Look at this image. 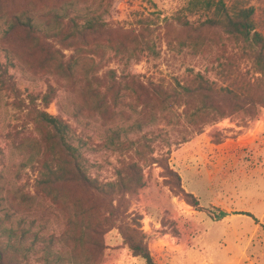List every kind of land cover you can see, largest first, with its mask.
Wrapping results in <instances>:
<instances>
[{"label": "rangeland", "instance_id": "obj_1", "mask_svg": "<svg viewBox=\"0 0 264 264\" xmlns=\"http://www.w3.org/2000/svg\"><path fill=\"white\" fill-rule=\"evenodd\" d=\"M233 1L256 8L257 27L264 33V0ZM187 2L2 0L0 233L7 239L6 231L14 230L13 241L22 240L23 264H47V257L51 264H145L132 255L117 228L102 236L101 252L87 245L79 253L66 239L76 199L91 204V195L74 183L59 184L68 191L65 199L38 189L50 156L41 127L27 115L32 97L37 109L70 125V142L88 177L103 185L116 182L126 163L140 167L143 186L113 205L121 204L129 220L137 218L156 264H264V105L225 100L228 114L195 131L184 105L150 99L153 85L178 88L176 82L183 83L192 69L213 79L219 64L238 80L257 84L261 79L238 50L242 46L222 31L207 46L189 41L204 17L189 16L186 26L177 23ZM13 15L32 17L41 40L63 49L57 59L73 65L72 72L31 54L26 30L8 31ZM94 16L107 23V31L88 36L89 45L79 41V49L67 50L44 37L50 28L62 30L71 20ZM141 23L150 28L143 30ZM122 36L127 53L108 43ZM197 48H207L206 54ZM108 82L114 85L106 93ZM50 87L55 93L45 106L42 97ZM182 190L194 195L197 207ZM223 212L229 215L215 219Z\"/></svg>", "mask_w": 264, "mask_h": 264}, {"label": "trees", "instance_id": "obj_2", "mask_svg": "<svg viewBox=\"0 0 264 264\" xmlns=\"http://www.w3.org/2000/svg\"><path fill=\"white\" fill-rule=\"evenodd\" d=\"M1 5L2 0H0ZM183 10L185 15L177 18V23L181 25L190 24L189 16L204 17L198 26L193 27V33L189 34V41L194 46H207L222 31L235 43L242 46L238 50L252 61L255 71L261 75V79L257 84L238 80L224 64H219L218 68L215 69L213 79L201 71L196 72L192 69L183 79V83L180 80L176 82L178 88L173 87L169 90L163 85H153L150 99L160 98L162 103L172 100L184 105V114L195 131H199L204 124L217 121L228 114V111L224 110L223 107L225 100L239 101L240 98H243L245 104L260 103L264 105V33L257 27L256 8L238 5L233 0L231 2L227 0H188ZM33 22L34 19L30 16L13 15L8 31L17 28L26 30V38L31 43V48H29L31 54L37 53L42 56L41 59L45 63L54 65L58 61V53L63 57V49L53 48L52 44L41 40L40 32L37 31L38 29ZM141 26L143 30L150 28H145L147 24L144 23H141ZM106 31L107 23L100 16H94L71 20L69 25L62 30L50 28L49 34L44 35V37L57 39L58 42L65 45L64 49L72 50L73 47L79 49V41L81 45H89L93 40H88V36L102 34ZM120 39L108 40V43L115 47L112 48L113 50L129 52L130 48H127L123 42L125 37ZM135 42L139 43L138 35L135 36ZM145 42L148 44L146 40ZM138 49L149 51V48ZM197 49L203 54L207 52V48ZM93 51L96 52L97 50ZM57 67L65 73H70L73 69V65L67 67L61 61L57 62ZM206 69L210 71L211 68ZM211 70L214 71L213 67ZM111 72L114 73V70ZM232 78H235L238 83ZM108 80L114 81V77L111 76ZM225 82L228 83L225 84ZM113 85L114 82H108L105 85L106 93L112 91ZM15 93L17 96L19 95L17 90ZM54 93V89L50 87L48 93L42 97L45 106L50 104ZM116 94L115 91L113 95ZM36 100L37 98L32 97V105L27 107V115L41 127L50 156V159L45 162L38 189L43 195L55 200L58 198L65 199L68 191L60 187L59 184L74 183L89 193V196L91 195V204L83 202L80 198L76 199L75 214L68 218L65 231L66 239L74 244V249L78 252L79 249L84 251L87 245L88 247L94 246L96 250L101 252L102 236L112 228H117L125 245L134 257L142 259L145 264H156L137 218L129 220L121 204L113 205V201L117 197L132 193L143 186L140 167L134 162L126 163L123 170L119 171L116 182L103 185L88 177L79 161L78 149L74 148L70 142L72 138L70 125L61 117L37 109ZM148 102L147 100L146 104ZM198 118L202 119L201 122H198ZM174 175L178 178L177 174ZM182 194L188 203L195 207L198 206V200L193 194L186 193L184 190H182ZM92 196L94 197L92 198ZM101 197L107 202L100 199ZM239 214L253 217L247 212H240ZM6 233L9 235L7 239L0 233V264H23L26 253H24L25 249L21 245L22 240L13 241V237L16 236L14 230H8ZM28 249L30 248L26 250ZM49 258L47 257L45 260L47 264H51Z\"/></svg>", "mask_w": 264, "mask_h": 264}, {"label": "water", "instance_id": "obj_3", "mask_svg": "<svg viewBox=\"0 0 264 264\" xmlns=\"http://www.w3.org/2000/svg\"><path fill=\"white\" fill-rule=\"evenodd\" d=\"M228 215H229L228 212H223V213L219 214L218 216H215V219L220 220V219H222V218H224L225 216H228Z\"/></svg>", "mask_w": 264, "mask_h": 264}, {"label": "crops", "instance_id": "obj_4", "mask_svg": "<svg viewBox=\"0 0 264 264\" xmlns=\"http://www.w3.org/2000/svg\"><path fill=\"white\" fill-rule=\"evenodd\" d=\"M220 146V145H219ZM248 213V212H247ZM243 215V214H242Z\"/></svg>", "mask_w": 264, "mask_h": 264}]
</instances>
